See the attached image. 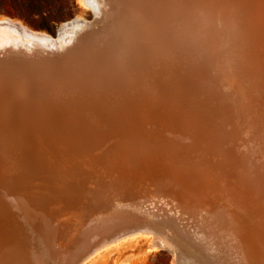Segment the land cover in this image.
I'll return each mask as SVG.
<instances>
[{"label":"rangeland","instance_id":"1","mask_svg":"<svg viewBox=\"0 0 264 264\" xmlns=\"http://www.w3.org/2000/svg\"><path fill=\"white\" fill-rule=\"evenodd\" d=\"M86 2L87 4H91L93 8H91L90 5L84 6L78 0H0V21L4 20L7 22L18 24L35 33L44 34L51 41V43L48 42V45L40 44V46L37 45V47L36 45L31 44L29 40L24 39L21 36L18 37L14 34L13 31H9L8 28H2L0 31V125L3 126V129L0 130V157H2L0 158V200L5 196V194H9L8 186H10L11 184V187L17 186L15 188H17L20 192H23V188L20 187L23 185H27L28 188H33V186L38 187L39 185L42 186L44 184H47L50 187L56 186L58 188V190H56V193L58 195L54 194V197L51 196L53 195V193L49 190L50 188L47 189L48 192H45V196H47V199L45 200L47 202L46 204L42 200H38V202H36L37 200L34 199V201L31 200L30 203L32 205H36V207L38 208L37 212L30 211L31 215L26 212H23L24 214L21 215L19 213L20 211H18L17 209H9L3 206V208L0 209V224L2 223L0 227L2 228V226L5 225L7 227V233L10 234L11 232H13V234L11 233V235H13V238L16 240V250H20L22 247L26 249L27 245L24 243L22 244V229L24 228V231L27 234L26 239L27 236L29 238L32 235V232H34L35 228H45L43 225V222H46L44 220V211L46 213H52L56 211L55 215L59 216L60 214V218H57L53 224H50L48 227H46V231L52 229L50 231L53 232V230L55 229L54 227H58L61 230L56 233V235L61 238V242L55 245V238L54 236H52V238L50 239L53 242L52 244H49V251L53 257L52 261H54L56 264L62 263V259L64 260V263L62 264H73L77 257L79 258L83 253L86 252H84L86 248L89 249L91 245L93 246L96 242L101 241L106 236L115 233V231L117 232L118 230H120L119 227L128 228V226L129 228L149 226L152 232H156L160 239L162 238L161 241H166L174 247L173 253L176 255L171 254L170 252L163 249H152V247L150 246L152 233L151 235L139 234L136 236L126 237L123 240L118 241L117 243L108 245L102 250H99V252H96L95 254L90 256L87 260L84 261L83 264H176L175 262H173L175 259L176 261L178 259V264H253V262L248 263L244 259H238L231 248H226L223 244L227 243V245H229L232 242L233 244L240 245V248L245 247L243 242L244 236L241 234H236L235 230L231 229L232 224L230 223H233L236 220H240V222L242 221L249 226H255V223H257L259 226L262 225L264 230V117L261 115L262 111H258L264 108V104L262 103L264 101H260L259 98L261 95L264 96V64L262 65V63H264V57L253 52L255 50L254 46L257 43L260 47L263 44L262 49L264 50V41H262L264 40V28L261 30V28L264 27V23H261L262 26L259 25L260 22H263L264 20V11L262 10L263 8H260V2L264 3V0H168L167 6L170 17L169 26L171 28L169 30V36L172 43V46H170L171 49H169L170 52L168 51V57L171 58L172 61L169 73H167L164 77L162 74L161 77L157 76V70L162 68L163 66L160 64L161 61L155 57V54L150 51H146L147 54L145 53V56L138 60L139 62H133L135 67H133V69L129 72L126 68L127 64L124 63L119 65L116 58L112 59L110 57V54L112 53L116 54L117 57L118 53L121 54L124 52H133L134 48L136 47L135 45H126V47L122 46L126 42L125 38L123 39L122 35H125L126 32H123L121 36L119 35L116 38V40L120 42V45L116 43L115 45L112 44L110 47L111 43L109 44V41H107L108 43L101 41L96 45V38L100 36V31H106L108 30L106 26H108L109 28V26L112 25V22L110 21H113L114 18L112 14L113 12H111L110 10L113 8L110 7L109 10V0H91L90 2L89 0H86ZM95 5L98 7L101 6V12H99V9L97 7L98 12L95 14ZM105 11L106 13H104ZM262 12L263 14H261ZM98 13H101L99 15L100 17L98 16ZM104 15H107L106 19ZM101 18L104 21L101 20ZM254 18L255 22H253ZM78 20H80L79 22L82 24H85L87 22L86 25L88 26V29L86 31L79 34L77 33L76 35L74 33V37L72 36V34L71 37H69L67 34H65L67 37L61 35L60 36L62 38L57 37V31L61 26L67 24L70 21ZM97 27H101L102 30L99 31L98 35L93 36L96 32L91 35L90 31ZM259 30H261L262 32ZM4 33H6V36H9L6 37ZM104 36L109 37L108 33H104ZM67 38H71V41H69L70 39L67 40ZM80 39L82 42L80 41ZM110 39L112 38L110 37ZM9 41L12 44H9ZM7 42L9 43L7 44ZM62 42L64 43V45H66L67 42L68 45L64 47ZM59 44H62V47ZM94 44L96 45V47H98L99 50L101 49L100 51H102V49L107 46V49L105 51H102L101 53L103 56L106 57V55H108L110 58L108 62H104V68L107 72L97 73L96 71H93V73H90L89 76H85V74L81 72V70H83L86 65L84 60L86 56L85 54L88 53L92 46H95ZM104 44L105 46H103ZM16 45L20 47H17ZM24 45L30 46L23 47ZM108 46L110 47V49ZM57 47H60V49H58ZM120 47L121 49L119 50ZM61 48H63V50L65 49L66 51H63ZM110 50L111 52H109ZM240 52H242V54ZM256 56L259 58H256ZM260 57L262 60L260 59ZM110 62H112V64ZM241 63H243L244 66ZM128 65H130V62ZM257 66L259 67L257 68ZM227 68H232V70L228 69V72L230 73H233V71L236 69V71H238L240 74L238 75L240 79L238 80V77H236V80L233 82L232 77L225 73ZM2 72H4V74H2ZM236 73H234L235 76H237L238 74ZM70 75L74 78L73 82L72 80L70 81L67 79L68 77H70ZM142 78H145L144 81L142 80ZM165 78L166 81L164 80ZM37 81H39V86L41 87V95L43 94L46 97L48 95V97L53 99L51 100V102H54H52L53 108H55L56 103H58V106H62L60 107V109L64 108V110H62L68 116H70L68 113L75 112L74 108L79 107L80 109V113L77 114L76 117H73L74 120L68 122L72 124V130L77 128L78 131L80 130L82 133L80 135L76 133L74 135H69L70 138L72 137L74 139H71V142H69L68 146L69 149H67V157L71 159L66 160L69 162L67 164L61 160V157H59V155H63V147L59 146V144L56 143L57 139H55V144L52 148L48 147L50 152H52V155L48 150L49 153L44 152L43 156L41 155L42 151L40 154L32 152V146L37 145V142L34 145V142L31 139H28V141L25 139L26 133L31 135L32 132L41 123V121L32 122L30 120V122L28 120L26 122H22L19 119V116L28 117V115H30L31 118H36V116L30 114V110L28 109L29 107L22 106V104L24 105L25 103L21 102H26L27 98L32 96V92L36 95L35 92L37 87H34L32 83L36 84L38 83ZM136 81L138 82L136 83ZM164 82H168V87L162 85ZM228 85H230L231 87ZM72 87H76L77 89L73 90ZM44 89L46 90L44 91ZM241 89L244 91V93L241 91ZM256 89L259 91V93L256 91L253 93V91ZM166 91L168 92L166 93ZM239 91L241 92V94H243L241 95L240 93H238ZM100 93L101 95H99ZM72 95L77 98L74 99ZM247 95L250 96L246 97ZM153 97L154 99H152ZM70 98H72V101H70ZM241 98H244V100H241ZM243 104L245 105L243 106ZM42 106L43 104L41 105V107ZM257 106L259 108H262L259 109ZM183 107H185L186 110ZM248 108L252 109L253 112H251L250 109L248 110ZM242 111L244 114L240 113ZM256 112H261L260 121L257 122L256 118L254 117L256 115ZM245 113L246 117L244 116L243 118L242 115H245ZM87 114L91 116L90 119L87 118L89 117ZM114 114L116 116L118 115L117 117L119 119ZM251 114L252 116H250ZM120 117H122L121 120ZM249 117L251 121L249 120ZM99 119L101 120L99 121ZM59 120H61V118H57V121ZM85 120L87 122H85ZM127 120L129 121V123ZM237 120L239 121V123L237 122ZM248 120L251 123L247 122ZM140 121L143 123H141ZM42 122L43 125L45 127L47 126L48 129L45 128L44 132H42L43 130L39 131V134H41V136L54 134L48 127L50 125H48L44 121ZM113 122L114 124H112ZM115 122L116 124L119 123L117 125L118 127L116 126ZM137 122L138 126L136 125ZM240 122L244 123H241V125ZM58 123L61 124L60 121ZM110 123L112 124V127ZM142 124L144 125L142 126ZM236 124L239 125L237 126ZM234 125L235 128H233ZM144 126L146 129L144 128ZM242 126L246 127L249 132L246 129L241 128ZM247 126H250L251 129L249 130ZM116 127L118 128V130ZM123 127H125L126 129ZM164 128L166 130H164ZM175 128L176 131H174ZM91 130L94 133L89 132ZM119 130H121L123 133ZM150 130L153 132H151ZM157 130L159 133L157 132ZM58 131L61 132V129L59 128ZM142 132H144L145 135ZM149 132L150 134H148ZM90 133L92 135L87 136ZM247 133L251 136L247 135ZM93 134H97L95 135L96 137L93 136ZM101 135H103L104 138L107 137L105 139H107L108 141H105V139L103 140V136ZM134 135H136V137ZM77 136L79 137L76 139ZM139 136L141 137V139ZM163 136H165V138H163ZM31 137L32 139H34L32 135ZM88 137L92 142H89V145L85 144V140H87ZM143 137H146V140L143 139ZM167 137L168 139H166ZM110 138L111 140H109ZM162 138L164 141L162 140ZM169 138L171 139L169 140ZM121 140H125L124 144L123 142H121ZM126 140H136V142L132 141L131 143H127ZM149 140H152L151 144H149ZM93 141L95 142L94 149L90 145L92 144L93 146ZM165 141H167V144H164ZM111 142L115 145L113 146ZM156 142H158V144ZM96 143L98 144L96 145ZM134 143L136 145H139L138 148ZM142 143L146 146L150 145V147L155 151L158 149V151H156L157 154L155 153L156 155L154 154V156H162V162H160L159 164L156 163L150 165L149 163L150 161H152L150 159V155L149 153L144 151L146 157L143 158L144 161L142 165L139 164V166H135L134 168H132L131 165L129 167H121L122 172L118 174V167L116 166L117 164H112L113 162H115L114 159L119 160L117 156L118 153H122L123 151L122 154L126 157V154H128V152H131V149L133 147L137 151L138 149L141 150V145H143ZM222 143H224L225 145ZM109 144L110 146H108ZM131 144L133 145V147ZM124 145H126L127 147ZM249 147H251V149ZM109 148L112 149L110 150ZM104 149L109 155L106 154ZM107 149H109L111 152H108ZM113 149L115 151V154L117 155H114L115 158L113 157L110 159V154L114 153ZM44 150H46V148ZM88 151L92 152L93 154L88 153ZM12 153L14 155L20 156L19 158L21 159V164L11 162V159H9V157ZM69 154L70 156H68ZM227 155L229 158L226 159ZM50 156H54V162L56 164V167H54L55 173L45 174V172L49 171L47 169V165L49 164L47 160L51 159ZM3 157L7 160H5ZM209 157L210 159L208 162L207 160ZM217 157L219 161H215ZM84 159L92 162L93 165L96 164L97 166H100L98 167V169L100 170L106 169V174L109 176L107 181L113 179L112 181H110V183H113L107 184L103 180H101L97 174L100 170L97 171L95 169H92V167H87L88 164L84 162ZM1 160L4 162H2ZM184 160L188 162V165L192 168L191 170L189 166L186 165H184V167H182L183 169L181 170L180 168H178L179 161L182 162ZM220 160H223L222 163L225 161L224 164H221ZM227 160H229L228 163H226ZM60 162H64L63 164H66L64 165V168L62 167V165L60 166ZM159 165L162 166V169L160 170L161 172L156 171L157 169H159ZM97 166L93 167L97 168ZM225 166L226 168H228L226 172L224 171L226 169ZM232 166H234V168ZM70 168L71 170L69 171ZM60 169H63V172ZM224 172L225 174H223ZM114 174L116 176L115 178H113ZM160 175L166 177V183H168L167 186L166 183H162L161 186L160 184H155L159 181H151L158 179L157 177H159ZM238 176H240V178ZM52 178L54 181L50 182ZM121 178L123 179L121 180ZM228 178L232 179L229 180ZM237 178L241 180L239 181ZM257 178H259L260 180ZM233 179L234 181H232ZM115 180L117 181V184H114L116 183ZM146 180H149L148 182L150 183L152 182V185ZM171 182L172 184H170ZM252 182H254V184H252ZM256 182L257 184H255ZM142 185H144V189L143 187H141ZM168 185H170L171 188L168 187ZM247 185L249 187L251 186L254 191L252 189H249ZM256 185L258 186V188H256ZM157 187H160V190L162 191H160ZM15 188H13V190H15ZM84 188H86V197L84 196ZM242 189L245 190L243 191ZM134 190H137L136 193ZM247 190H252V193L250 191L248 192ZM33 191V193H35V197L42 198L40 191ZM118 191L120 194L118 193ZM137 192L142 194H138ZM155 192L157 195L155 194ZM247 192L250 196H252L249 197ZM143 193L148 194L149 197H146L145 194L144 197ZM159 193H162L161 197H159ZM136 194H138V196ZM153 194L155 196H153ZM253 194L254 196L256 194V196L254 197ZM150 195H152V198ZM58 196L59 198H57ZM121 197H123L122 200L119 199ZM221 197L225 198L223 199ZM226 197L228 200L226 199ZM114 198L115 200L116 198L121 200V203H130L129 205L133 208L130 214H133V216L129 215L130 217L127 216L128 218H125L126 214L124 213L116 216V208L113 207L107 211H102L100 207L105 208V206L102 205L103 202L107 203L108 200L109 202H112V200L110 199H113L114 201ZM128 198H130V200ZM247 198H250V200H248ZM225 199L227 203H224ZM173 203L175 204V206ZM181 204L183 206H181ZM14 205L16 206L15 203ZM54 207H56L57 210L55 209L54 211H52ZM230 207H232V209ZM175 209L178 210L175 211ZM207 209L209 211L206 212ZM2 211H4L5 213H3ZM203 211L206 213H203ZM215 211L220 212L217 213ZM102 212L104 213L102 214ZM174 212H176L175 215L177 216L174 215ZM17 213L20 215H18ZM109 213H111L112 215H109ZM207 213L208 216L206 215ZM210 213L213 214L211 215ZM225 213L231 215H226ZM151 214L153 216H151ZM158 214L163 216L161 217L162 219L158 217ZM134 215H136L135 218ZM221 215L225 216L224 219ZM209 216L212 219H210ZM234 216L235 218H233ZM185 217L188 219H186ZM215 218H218V220L220 221L216 220ZM17 219L19 220L18 222ZM50 220L51 219H49V222ZM133 221L136 223H133ZM227 221L230 222L229 225H227ZM61 223L63 226L61 225ZM130 223H132L131 227ZM154 223L158 225L156 226ZM19 224L22 227L20 229L18 228L20 227ZM124 224L126 226H123ZM60 225L61 228L59 227ZM224 225H226V228L224 227ZM222 226L224 227V229L228 228V233L226 230H222ZM79 227L80 229H78ZM116 227H118L119 229ZM213 227L215 228V230H213ZM218 228L220 229V231L218 230ZM192 230L196 232L194 233L195 235L197 233L198 235L195 236ZM109 231H112L113 233L111 232L109 234ZM1 232L3 233L2 229H0V233ZM219 232L221 236L217 234ZM199 233L203 234H200L199 236ZM163 234H165V236ZM181 235L183 239H181ZM201 235H204L203 237L205 238L201 237ZM6 236L9 239V236ZM163 237H165L166 239H163ZM188 237L191 238V240L187 239ZM202 238L204 240H202ZM199 239L203 244L207 243L203 241H207L208 239L216 241V243L214 244L217 246L214 247H218V250H214L215 254H213V256H210L208 254L209 251L207 250L206 244L203 245L201 243H198ZM192 240L193 243H191ZM219 241L223 244H220ZM20 245H22L21 248ZM192 245L195 246H193V250L195 249L194 253L191 247ZM67 246L70 247L68 248ZM64 247L67 249H65ZM186 250H189V252ZM232 252L234 254H232ZM73 253L74 255H76L75 253H77V255L73 256ZM244 256H247L245 251L241 258ZM250 257L251 256H249L248 259ZM69 258L73 259L71 260ZM219 261L220 263H218Z\"/></svg>","mask_w":264,"mask_h":264},{"label":"bare ground","instance_id":"2","mask_svg":"<svg viewBox=\"0 0 264 264\" xmlns=\"http://www.w3.org/2000/svg\"><path fill=\"white\" fill-rule=\"evenodd\" d=\"M80 3H82L84 6H87V5H90L91 6V4H87V2H86V0H78ZM91 0H89V2H90ZM108 1V0H107ZM110 1V3H109V10H110V7L111 8H113V9H111L110 11L111 12H113L112 14H113V21H110V22H112V25L111 26H109V28H108V26H106L107 27V29L109 30L110 29V27H111V31L109 30H102V28L101 27H97V28H95V29H92L91 31H90V34L92 35V34H94L95 32V34L93 35V36H95V35H98V33H99V31L100 30H102V31H100L101 32V34H100V36L98 37V38H96V39H94V40H96V45L97 44H99L101 41H104V42H106V43H108L107 41H109V44H110V47H111V45L112 44H116V43H120V42H118V40H116V38L120 35H122L123 34V32H126L125 33V35H122L123 36V39L125 38V43L122 45L123 47L125 46L126 47V45H135L136 47L134 48V50H133V52L132 53H128V52H124V53H121V54H117L118 56L116 57V54H114V53H112V54H110V57L112 58V59H117L118 60V63H119V65L120 64H127L126 65V68H127V71L129 72L130 70H132L133 69V67H135L134 66V64H133V62H139L138 60H140L141 58H143L144 56H145V53H146V51H150V52H152L153 54H155V57L158 59V60H160L161 62H160V64L163 66L162 68H160V69H158L157 70V73H158V77H161V74L163 75V77L167 74V73H169V69H170V66H171V58H169L168 57V51H169V49H171L170 48V46H172L171 44V38H170V36H169V30L171 29L170 28V26H169V11H168V6H167V3H168V0H109ZM234 2V1H233ZM96 3V2H95ZM201 3V2H200ZM263 3V2H262ZM262 3L260 2V4H261V6H260V8L264 11V3H263V5H262ZM93 4V3H92ZM106 4V3H105ZM107 4H108V2H107ZM97 5V4H96ZM95 5V6H96ZM114 7H113V6ZM182 5V4H181ZM107 6V5H106ZM97 7L98 6H96L95 8H96V10H95V14L98 12L97 11ZM101 7V6H100ZM100 7H98V9H99V12H101L100 11ZM180 7V6H179ZM91 8H93L92 6H91ZM245 8V7H244ZM259 8V9H260ZM180 9V8H179ZM239 9H240V7H239ZM183 10V9H182ZM104 11V10H103ZM104 13H106V11L104 12ZM234 13V12H233ZM101 13H98V16L100 15ZM108 14V13H107ZM184 14V13H183ZM189 14V13H188ZM237 14V13H236ZM261 14H263V12L261 13ZM185 15V14H184ZM105 16V19H106V16L107 15H104ZM100 17V16H99ZM190 17H191V15H190ZM262 17V16H261ZM253 18V17H252ZM263 18V17H262ZM185 19V18H184ZM188 19V18H187ZM101 20H103L102 18H101ZM171 20H172V17H171ZM261 20V19H260ZM80 20H78V21H70V22H68L67 24H65V25H63V26H61L60 28H59V30L57 31V37H61V36H66L65 34H67L69 37H71V34H72V36L74 37V33H75V35L78 33H82V32H84V31H86L87 29H88V26L86 25V23L85 24H82V23H80L79 22ZM104 21V20H103ZM102 21V22H103ZM237 21V20H236ZM258 21V20H257ZM253 22H255V18H254V20H253ZM259 23V22H258ZM264 23V20H263V22L261 21L260 22V24L259 25H261L262 26V24ZM170 24H172V23H170ZM89 25V24H88ZM97 25V24H96ZM236 25V24H235ZM90 27V26H89ZM2 28H8L9 29V31H13L14 32V34L15 35H17L18 37H22V38H24V39H27V40H29V42L31 43V44H33V45H38V46H40V44H42V45H48L49 43L48 42H50L51 43V41L49 40V38L47 37V36H45L44 34H41V33H35V32H33V31H30V30H28L27 28H25V27H23V26H20V25H18V24H14V23H11V22H7V21H0V31H1V29ZM91 28V27H90ZM259 28V27H258ZM257 28V29H258ZM264 27H262L261 28V30L263 29ZM126 29V30H125ZM260 29V28H259ZM261 30H259V31H261ZM232 31V30H231ZM12 32V33H13ZM262 32V31H261ZM104 33L106 34V33H108V35H109V37L107 36H104ZM258 33V32H257ZM90 34H88V35H90ZM102 34H103V36H102ZM255 34V33H254ZM4 35L6 36V33H4ZM61 35V36H60ZM84 35V34H83ZM130 35V36H129ZM262 35H263V33H262ZM0 36H1V33H0ZM4 36V37H5ZM7 36H9V35H7ZM6 36V37H7ZM14 36V35H13ZM67 37V36H66ZM72 37V38H73ZM110 37L112 38V39H110ZM258 37V36H257ZM263 37V36H262ZM3 38V37H2ZM62 38V37H61ZM86 38H87V36H86ZM255 38H256V36H255ZM264 38V37H263ZM4 39V38H3ZM10 39V38H9ZM68 39H70L69 41H71V38H67V40ZM93 39V38H92ZM8 41V40H7ZM24 41V40H23ZM65 41V40H64ZM80 41H81V39H80ZM87 41V40H86ZM257 41V40H256ZM262 41H264V40H262ZM2 42H4V41H2ZM6 42V41H5ZM10 42V41H9ZM9 42H7V44L9 43ZM16 42V41H15ZM82 42V41H81ZM124 42V41H123ZM236 42H238V41H236ZM47 43V44H46ZM59 43H61V42H59ZM63 43V42H62ZM70 43V42H69ZM93 43V42H92ZM122 43V42H121ZM225 43V42H224ZM5 44V43H4ZM9 44H12L11 42L9 43ZM87 44V43H86ZM85 44V45H86ZM33 45H32V47H33ZM53 45V44H52ZM60 45V44H59ZM59 45H57V46H59ZM66 45H68L67 44V42H66ZM66 45H64V43H63V46L65 47ZM76 45H77V43H76ZM95 45V44H94ZM96 45L95 46H92L91 48H90V50L88 51V53H84L86 56H85V63H86V65H85V67H84V69L83 70H81V72L83 73V74H85V76L86 75H88L89 76V74L90 73H93V71H96L97 73H99V72H107L106 71V69L104 68V62H108L109 60H110V58H109V56L108 55H106V57L105 56H103L101 53H102V51H105L106 49H107V46H105V44L103 45V46H105L103 49H102V51H100L99 49H98V47H96ZM108 45V44H107ZM120 45V44H119ZM222 45V44H221ZM263 45V44H262ZM262 45H261V47L259 46V44L257 43V44H255V50L253 51L255 54H259V55H262L263 57H264V50L262 49L263 47H262ZM5 46V45H4ZM17 46V45H16ZM28 45H24L23 47H27ZM30 46V45H29ZM28 46V47H29ZM37 46V47H38ZM61 47H62V44L60 45ZM71 46V45H70ZM251 46V45H250ZM10 47V46H9ZM17 47H20V46H17ZM35 47V46H34ZM109 47V46H108ZM110 47H109V49H110ZM113 47V46H112ZM22 48V47H21ZM48 48V47H47ZM56 48V47H55ZM58 48V47H57ZM80 48V47H79ZM58 49H60V47L58 48ZM62 50H63V48H61ZM69 49V48H68ZM121 49V47L119 48V50ZM127 49V48H126ZM238 49V48H237ZM27 50V49H26ZM33 50V49H32ZM65 50V49H64ZM63 50V51H64ZM84 50V49H83ZM66 51V50H65ZM73 51V50H72ZM80 51V50H79ZM108 51V50H107ZM173 51V50H172ZM109 52H111V50L109 51ZM170 52V51H169ZM210 52V51H209ZM48 53V52H47ZM61 53H62V51H61ZM116 53V52H115ZM238 53V52H237ZM241 54H242V52H240ZM3 54V53H2ZM105 54V53H104ZM147 54V53H146ZM209 54V53H208ZM38 55V54H37ZM60 55V54H59ZM63 55V54H62ZM254 55V54H253ZM71 56V55H70ZM170 56H172V55H170ZM226 56V55H225ZM258 56V55H257ZM256 56V58H259V57H257ZM252 57V56H251ZM62 58V57H61ZM60 58V59H61ZM225 58V57H224ZM52 59V58H51ZM50 59V60H51ZM56 59V58H55ZM54 59V60H55ZM59 59V60H60ZM245 59V58H244ZM260 59H261V57H260ZM264 59V58H263ZM246 60V59H245ZM262 60V59H261ZM78 61V60H77ZM127 61H129L130 62V65H128L129 64V62H127ZM237 61V60H236ZM264 61V60H263ZM56 62V61H55ZM54 62V63H55ZM80 62V61H79ZM226 62V61H225ZM241 62V61H240ZM247 62V61H246ZM256 62V61H255ZM53 63V64H54ZM81 63V62H80ZM111 64H112V62H110ZM229 63V62H228ZM258 63V62H257ZM226 64V63H225ZM241 64H243V63H241ZM246 64V63H245ZM264 63H262V65H263ZM161 65H160V67H161ZM52 66H54V65H52ZM55 66H56V64H55ZM76 66V65H75ZM125 66V65H124ZM235 66H237V65H235ZM239 66H240V64H239ZM243 66H244V64H243ZM264 66V65H263ZM120 67V66H119ZM259 66H257V68H258ZM56 68H58V67H56ZM55 68V69H56ZM72 68V67H71ZM226 68V67H225ZM239 68V67H238ZM52 69V68H51ZM60 69V68H59ZM232 70V68L230 69V68H227L226 69V74H228L230 77H232V79H233V82L236 80V77H238V75H240L239 74V72L238 71H236V69L234 70V68H233V70L234 71H236V72H234L233 71V73L231 72H228L229 70ZM242 69V68H241ZM243 70V69H242ZM58 71V70H57ZM225 71V70H224ZM245 71V70H244ZM17 72V71H16ZM65 72V71H64ZM19 73V72H18ZM17 73V74H18ZM61 73H63V72H61ZM66 73V72H65ZM73 73V72H72ZM75 73V72H74ZM110 73V72H109ZM234 73H236L237 74V76H235V74ZM241 73V72H240ZM2 74H4V72H2ZM120 74H122V73H120ZM263 74V73H262ZM69 75V74H68ZM196 75V74H195ZM214 75V74H213ZM257 75H259V74H257ZM3 76V75H2ZM104 76H105V74H104ZM148 76V75H147ZM183 76V75H182ZM77 77V76H76ZM157 77V78H158ZM204 77V76H203ZM39 78V77H38ZM93 78V77H92ZM152 78V77H151ZM68 80H72V82H73V77L70 75V77H68L67 78ZM144 79L145 78H142V80L144 81ZM191 79V78H190ZM201 79V78H200ZM240 78L238 77V80H239ZM67 80V81H68ZM101 80V79H100ZM108 80V79H107ZM160 80V79H159ZM165 81H166V78L164 79ZM210 80V79H209ZM209 80H208V82H209ZM237 80V81H238ZM115 81V80H114ZM158 81V80H157ZM196 81V80H195ZM236 81V82H237ZM38 83H36V84H34V83H32L33 85H34V87H37V88H39V89H37L36 88V95L32 92V96L31 97H29V98H27V100H26V102H21V103H25L24 105L22 104V106H26V107H29L28 109L30 110V114H32V115H34V116H36V118H31V116L30 115H28V117H25V116H19V119H20V121H22V122H26L27 120L29 121H34V122H40L41 121V123H40V125H38V127H39V130H38V127L32 132V136L34 137V139H32V137H31V135L30 134H28V133H26V135H25V139L28 141V139H31L33 142H34V145L36 144V142H37V145H35V146H32V152L33 153H36V154H40L41 153V151H42V156H43V153L44 152H48V147H50V148H52L53 147V145L55 144V139H57V141H56V143L57 144H59V146H61V147H63L62 148V150H63V155L61 156V155H59V157H61L62 159V161H64L66 164L67 163H69L68 161H66V160H71V159H69L68 157H67V154L66 153H68V151H67V149H69V142H71V139H74V138H70V136L69 135H74L75 133L76 134H81L82 132L79 130L78 131V129L76 130V129H74V130H72L71 129V126H72V124H70V123H68L69 121H71V120H74V118L73 117H76V115L77 114H79L80 113V109H79V107H76V108H74L75 109V112H70V113H68L70 116H68L65 112H63V110H64V108H62V109H60V107H62V106H58L57 104L58 103H56V106H55V108H53V104H52V102H51V100H53L52 98H50V97H48V95H47V97L45 96V95H41V87L39 86V81H37ZM138 81H136V83H137ZM156 82V81H155ZM154 82V83H155ZM162 82H163V79H162ZM232 82V83H233ZM239 82V81H238ZM237 82V83H238ZM232 83H231V85H232ZM241 83V82H240ZM157 84V83H156ZM230 84V83H229ZM235 84V83H234ZM262 84V83H261ZM113 85V84H112ZM162 85H164L165 87H168V82H164ZM242 85V84H241ZM80 86V85H79ZM108 86V85H107ZM228 86H230V85H228ZM234 86V85H233ZM256 86V85H255ZM254 86V87H255ZM44 87V86H43ZM83 87V86H82ZM97 87H99V86H97ZM173 87V86H172ZM202 87V86H201ZM231 87V86H230ZM248 87V86H247ZM253 87V88H254ZM73 88V90H75V89H77L76 87H72ZM94 88V87H93ZM224 88V87H223ZM233 88H235V87H233ZM245 88V87H244ZM97 89V88H96ZM113 89V88H112ZM146 89H147V87H146ZM230 89V88H229ZM232 89V88H231ZM246 89V88H245ZM244 89V90H245ZM258 89V88H257ZM254 90L253 91V93L256 91V92H258L259 93V91L258 90ZM33 90V89H32ZM46 89H44V91H45ZM82 90V89H81ZM168 90V89H167ZM237 90V89H236ZM252 90V89H251ZM34 91V90H33ZM89 91V90H88ZM170 91V90H169ZM227 91V90H226ZM238 91V90H237ZM241 91L244 93V91L241 89ZM250 91V90H249ZM37 92H38V94H37ZM80 92V91H79ZM140 92H142V91H140ZM159 92V91H158ZM168 91H166V93H167ZM229 92V91H228ZM102 93V92H101ZM101 93L99 94V95H101ZM180 93V92H179ZM220 93V92H219ZM238 93H240L241 94V92L239 91ZM242 93V94H243ZM63 94V93H62ZM98 94V93H97ZM149 94V93H148ZM241 94V95H242ZM247 94V93H246ZM262 94V93H261ZM38 95H39V97H38ZM159 95V94H158ZM236 95V94H235ZM210 96H211V94H210ZM214 96V95H213ZM250 96V95H249ZM248 95L246 96V97H249ZM258 96H260V95H258ZM58 97H59V95H58ZM72 97L74 98V99H76L77 97H74L73 95H72ZM144 97V96H143ZM147 97V96H146ZM159 97V96H158ZM234 97H236V96H234ZM255 97V96H254ZM80 98V97H79ZM216 98V97H215ZM253 98V97H252ZM260 101L262 100V101H264V96L263 95H261L260 97ZM62 99V98H61ZM111 99H112V97H111ZM152 99H154V97L152 98ZM164 99V98H163ZM167 99H168V97H167ZM211 99V98H210ZM225 99V98H224ZM237 99V98H236ZM244 100V98H241V100ZM81 100V99H80ZM105 100H106V98H105ZM116 100V99H115ZM158 100V99H157ZM246 100V99H245ZM70 101H72V98H70ZM259 101V100H258ZM63 102V101H62ZM153 102V101H152ZM151 102V103H152ZM169 102V101H168ZM223 102V101H222ZM244 102H246V101H244ZM21 103H20V105H21ZM54 103V102H53ZM100 103V102H99ZM161 103V102H160ZM166 103V102H165ZM173 103V102H172ZM178 103V102H177ZM221 103V102H220ZM251 103V102H250ZM252 103H254V102H252ZM263 104H264V102H262ZM43 104V106L41 107V105ZM52 104V105H51ZM163 104V103H162ZM184 104V103H183ZM188 104V103H187ZM59 105H63V104H59ZM68 105V104H67ZM179 105H180V103H179ZM186 105V104H185ZM238 105H240V104H238ZM245 104H243V106H244ZM149 106V105H148ZM165 106V105H164ZM184 106V105H183ZM251 106H252V104H251ZM153 107V106H152ZM159 107V106H158ZM174 107V106H173ZM176 107V106H175ZM181 107V106H180ZM247 107V106H246ZM245 107V108H246ZM256 107V106H255ZM258 107V106H257ZM72 108V107H71ZM154 108V107H153ZM184 109H185V107H183ZM187 108H189V107H187ZM192 108V107H191ZM238 108V107H237ZM241 108H242V106H241ZM259 108V107H258ZM262 108V107H261ZM261 108H259V109H261ZM170 109V108H169ZM181 109V108H180ZM250 108H248V110H249ZM82 110H83V108H82ZM183 110V109H182ZM186 110V109H185ZM192 110V109H191ZM247 110V109H246ZM251 110V112H253L252 111V109H250ZM244 111V110H243ZM243 111L242 112H240V113H242V114H244L243 113ZM258 111H262V114H261V112L260 113H258V112H256V115L254 116L255 118H256V122L257 121H260V116L262 115L263 117H264V108L263 109H261V110H258ZM111 112V111H110ZM245 112V111H244ZM113 113H115V112H113ZM120 113V112H119ZM184 113V112H183ZM200 113V112H199ZM29 114V113H28ZM127 114V113H126ZM143 114V113H142ZM145 114V113H144ZM192 114H194V113H192ZM201 114V113H200ZM247 114H249V113H247ZM261 114V115H260ZM81 115V114H80ZM84 115V114H83ZM88 115V114H87ZM97 115H99V114H97ZM101 115V114H100ZM115 115V114H114ZM125 115V114H124ZM128 115V114H127ZM187 115V114H186ZM185 115V116H186ZM226 115H227V113H226ZM89 116V115H88ZM116 116V115H115ZM118 116V115H117ZM116 116V117H117ZM130 116V115H129ZM191 116V115H190ZM189 116V117H190ZM244 116L246 117V113H245V115H242V117L244 118ZM249 116V115H248ZM250 116H252V114L250 115ZM38 117V118H37ZM90 117L91 116H89V117H87V118H89L90 119ZM100 117V116H99ZM98 117V118H99ZM126 117V116H125ZM131 117V116H130ZM187 117V116H186ZM57 118H61V120H59L60 121V123L61 124H59L58 122L59 121H57ZM67 118V119H66ZM94 118V117H93ZM109 118V117H108ZM111 118V117H110ZM114 118V117H113ZM118 118V117H117ZM121 118L122 117H120V120H121ZM135 118H137V117H135ZM160 118V117H159ZM227 118V117H226ZM240 118V117H239ZM63 119V120H62ZM92 119V118H91ZM119 119V118H118ZM126 119V118H125ZM140 119V118H139ZM152 119V118H151ZM154 119V118H153ZM65 120V121H64ZM77 120V119H76ZM94 120V119H93ZM101 119H99V121H100ZM103 120H104V118H103ZM109 120V119H108ZM131 120V119H130ZM134 120V119H133ZM158 120V119H157ZM239 120V119H238ZM237 120V122L239 123V121ZM245 120V119H244ZM247 120V119H246ZM249 120H250V117H249ZM249 120L247 121V122H249ZM29 121V122H30ZM42 121H44V122H46L48 125H50V126H48L51 130H52V132L54 133V134H51V135H48V136H41V134H39V131H42V132H44L45 131V128H47V126L45 127L44 125H43V122ZM82 121V120H81ZM107 121V120H106ZM128 121V120H127ZM137 121V120H136ZM159 121V120H158ZM157 121V122H158ZM167 121V120H166ZM186 121V120H185ZM192 121H195V120H192ZM192 121H189V122H192ZM240 121H241V119H240ZM251 121V120H250ZM65 122H67V123H65ZM78 122V121H77ZM76 122V123H77ZM85 122H87L86 120H85ZM122 122V121H121ZM120 122V123H121ZM124 122V121H123ZM141 122V121H140ZM169 122V121H168ZM246 122V123H247ZM92 123V122H91ZM102 123H103V121H102ZM128 123H129V121H128ZM132 123V122H131ZM141 123H143V122H141ZM140 123V124H141ZM150 123V122H149ZM194 123V122H193ZM241 123H244V122H240V124ZM249 123H251V122H249ZM42 124V125H41ZM82 124V123H81ZM112 124H114V122L112 123ZM112 124L110 123V125H111V127H112ZM115 124H116V122H115ZM119 124V123H118ZM118 124H116V126L118 125ZM145 124V123H144ZM144 124H142V126L144 125ZM180 124V123H179ZM182 124V123H181ZM192 124V123H191ZM191 124H190V126H191ZM195 124V123H194ZM264 124V123H263ZM78 125H80V124H78ZM98 125V124H97ZM121 125V124H120ZM132 125V124H131ZM130 125V126H131ZM136 125L138 126V122L136 123ZM147 125H148V123H147ZM182 125H184V124H182ZM193 125V124H192ZM237 125V124H236ZM239 125V124H238ZM237 125V126H238ZM242 125V124H241ZM250 125V124H249ZM61 129V132H59L58 131V127ZM104 126V125H103ZM123 126V125H122ZM121 126V127H122ZM136 126V127H137ZM173 126V125H172ZM176 126V125H175ZM185 126V125H184ZM216 126V125H215ZM244 126V125H243ZM241 127V128H243V129H246V127ZM73 127V126H72ZM118 127V126H117ZM116 127V128H117ZM128 127V126H127ZM135 127V128H136ZM141 127V126H140ZM147 127V126H146ZM150 127V126H149ZM194 127V126H193ZM253 127V126H252ZM82 128V127H81ZM94 128V127H93ZM97 128V127H96ZM99 128V127H98ZM114 128V127H113ZM112 128V129H113ZM120 128V127H119ZM123 128H125V127H123ZM122 128V129H123ZM134 128V129H135ZM139 128V127H138ZM144 128H145V126H144ZM143 128V129H144ZM148 128V127H147ZM233 128H235V125H234V127ZM240 128V129H241ZM247 128L250 130L251 128H250V126H247ZM1 129H3V126L2 125H0V130ZM48 129V128H47ZM69 129V130H68ZM83 129V128H82ZM95 129V128H94ZM121 129V130H122ZM126 129V128H125ZM128 129V128H127ZM130 129V128H129ZM146 129V128H145ZM149 129V128H148ZM157 129H158V127H157ZM160 129V128H159ZM172 129V128H171ZM219 129V128H218ZM93 130V129H92ZM89 131V132H92V133H94L93 131ZM100 130V129H99ZM107 130H108V128H107ZM117 130H118V128H117ZM121 130H119V131H121ZM140 130V129H139ZM153 130V129H152ZM164 130H166L165 128H164ZM174 130V129H173ZM236 130V129H235ZM247 130V129H246ZM4 131V130H3ZM105 131V130H104ZM123 131V130H122ZM121 131V132H122ZM141 131H144V130H141ZM140 131V132H141ZM151 131V130H150ZM172 131V130H171ZM174 131H176V128H175V130ZM248 131V130H247ZM51 132V133H52ZM95 132H98V131H95ZM103 132V131H102ZM130 132V131H129ZM137 132H138V129H137ZM151 132H153V131H151ZM155 132V131H154ZM157 132H158V130H157ZM167 132V131H166ZM173 132V131H172ZM199 132H200V130H199ZM243 132H244V130H243ZM249 132V131H248ZM107 133V132H106ZM110 133V132H109ZM108 133V134H109ZM116 133H117V131H116ZM123 133V132H122ZM143 134H144V132H142ZM159 133V132H158ZM176 133V132H175ZM15 134V133H14ZM13 134V135H14ZM100 134V133H99ZM103 134H105V133H103ZM114 134V133H113ZM126 134H127V132H126ZM148 134H150V132L148 133ZM180 134V133H179ZM29 135V136H28ZM84 135V134H83ZM90 135H92L91 133L89 134V135H87V136H90ZM95 135H97V134H95ZM94 134H93V136H95ZM145 135V134H144ZM169 135V134H168ZM171 135V134H170ZM178 135V134H177ZM241 135H242V133H241ZM247 135H250V134H248L247 133ZM247 135H245V136H247ZM100 136V135H99ZM98 136V137H99ZM101 136H103V135H101ZM111 136V135H110ZM121 136V135H120ZM135 137H136V135H134ZM138 136V135H137ZM142 136V135H141ZM148 136V135H147ZM150 136V135H149ZM155 136H157V135H155ZM160 136H162V135H160ZM174 136V135H173ZM251 136V135H250ZM79 136H77L76 137V139L78 138ZM81 137V136H80ZM96 137V136H95ZM122 137V136H121ZM126 137V136H125ZM124 137V138H125ZM127 137H128V135H127ZM140 137V136H139ZM170 137V136H169ZM68 138V139H67ZM69 138H70V140H69ZM83 138V137H82ZM105 138H107V137H105ZM104 138V136H103V140L105 139ZM112 138V137H111ZM111 138L109 139V140H111ZM123 138V139H124ZM146 138V137H145ZM144 137H143V139H145ZM149 138V137H148ZM152 138V137H151ZM158 138V137H157ZM157 138H155V139H157ZM163 138H165V136H163ZM163 138H162V140H163ZM171 138H173V137H171ZM171 138H169V140L171 139ZM221 138V137H220ZM243 138V137H242ZM247 138V137H246ZM75 139V140H76ZM98 139V138H97ZM118 139H120V138H118ZM127 139V138H126ZM130 139H131V137H130ZM134 139V138H133ZM140 139H141V137H140ZM160 139V138H159ZM166 139H168V137L166 138ZM249 139V138H248ZM91 139L88 137L87 138V140H85V144H88L89 142L90 143H92L91 141H90ZM146 140V139H145ZM172 140H174V139H172ZM171 140V141H172ZM81 141H82V139H81ZM105 141H108L107 139H105ZM114 141V140H113ZM112 141V142H113ZM127 141V140H126ZM132 141H135L136 142V140H132ZM132 141H127V143H131ZM152 141V140H151ZM150 140L148 141L149 142V144H151L152 142H151ZM164 141V140H163ZM171 141H170V143H171ZM264 141V140H263ZM111 142V143H112ZM119 142H120V140H119ZM121 142H123V144H124V142H125V140L124 141H122L121 140ZM138 142V141H137ZM173 142V141H172ZM197 142V141H196ZM157 144H158V142H156ZM163 143V142H162ZM167 144V141H165L164 142V144ZM83 144H84V142H83ZM95 142L93 141V146H92V144H90L91 145V147H93V149H94V147H95ZM98 143H96V145H97ZM108 144V143H107ZM123 144H122V146H123ZM133 144V143H132ZM131 144V145H132ZM135 144V143H134ZM143 144V143H142ZM148 144V143H147ZM197 144V143H196ZM199 144V143H198ZM222 144H224V143H222ZM71 145V144H70ZM89 145V144H88ZM102 145V144H101ZM112 145L114 146L115 144L114 143H112ZM120 145V144H119ZM130 145V144H129ZM136 145V144H135ZM134 145V146H135ZM219 145H220V143H219ZM225 145V144H224ZM24 146V145H23ZM87 146V145H86ZM108 146H110V144L108 145ZM107 146V147H108ZM124 146H126V145H124ZM137 146V148H138V146L139 145H136ZM164 146V145H163ZM167 146V145H166ZM165 146V147H166ZM222 146V145H221ZM251 146V145H250ZM68 147V148H67ZM88 147V146H87ZM101 147V146H100ZM103 147V146H102ZM127 147V146H126ZM132 147H133V145H132ZM141 150L140 149H138V151L137 150H135V148L133 147L132 149H131V152H128V154H126V157L125 156H123V151H122V153H118V155L117 154H115V151H114V149H113V154L111 155L110 154V159L111 158H113L114 157V155H117L118 156V158H119V160H117V159H114V161L115 162H113L112 164L113 165H116L118 168H117V173L119 174V173H121L122 172V168L121 167H129L130 165H131V167L132 168H134L135 166H139V164H141L142 165V163H143V158L144 157H146V155H145V152L144 151H146L147 153H149V155H150V159L152 160V161H150V165H152V164H156V163H160V162H162L161 160H162V156H154V154L156 153V151H158V149L155 151L154 149H152L151 147H150V145L148 146H146L145 144H143V145H141ZM158 147V146H157ZM174 147V146H173ZM199 147V146H198ZM46 148V150H44ZM65 148V149H64ZM114 148V147H113ZM123 148H125V147H123ZM250 149H251V147H249ZM110 150L112 149V148H109ZM109 149H107V151L108 152H111ZM122 149V148H121ZM150 149H152V150H150ZM224 149V148H223ZM126 150H127V148H126ZM148 150V151H147ZM165 150V149H164ZM167 150H168V148H167ZM171 150V149H170ZM237 150V149H236ZM92 151V150H91ZM104 151H105V149H104ZM119 151H121V150H119ZM135 151H137V152H135ZM49 152H50V150H49ZM48 152V153H49ZM93 152V151H92ZM92 152H89L88 151V153H92ZM106 152V151H105ZM167 152V151H166ZM165 152V153H166ZM176 152H177V150H176ZM51 153V155H52V152H50ZM104 153V152H103ZM4 154V153H3ZM93 154V153H92ZM106 154H108L107 152H106ZM157 154V153H156ZM155 154V155H156ZM173 154V153H172ZM203 154V153H202ZM205 154V153H204ZM225 154H228V153H225ZM1 155V154H0ZM50 155V154H49ZM109 155V154H108ZM148 155V156H149ZM55 156V155H54ZM54 156H50L51 157V159H48L47 161H48V170L49 171H47V172H45V174H53V173H55V168L54 167H56V164H55V162H54ZM58 156V155H57ZM68 156H70V154L68 155ZM88 156V155H87ZM93 156V155H92ZM97 156H99V155H97ZM96 156V157H97ZM137 156V157H136ZM201 156V155H200ZM200 156H198V157H200ZM226 156V155H225ZM234 156V155H233ZM20 156L19 155H14L13 153L10 155V157H9V159H11V162L12 163H20L21 162V159L19 158ZM94 157V156H93ZM95 157V158H96ZM107 157H109V156H107ZM140 157V158H139ZM206 157V156H205ZM232 157V156H231ZM0 158H2V157H0ZM4 158V157H3ZM115 158V157H114ZM139 158V159H138ZM224 158V157H223ZM222 158V159H223ZM227 158H229L228 157V155H227V157H226V159ZM234 158V157H233ZM245 158H247V157H245ZM244 158V159H245ZM5 159V158H4ZM100 159V158H99ZM146 159V158H145ZM209 159H210V157L208 158V162H209ZM232 159V158H231ZM5 160H7V159H5ZM101 160V159H100ZM149 160V159H148ZM200 160V159H199ZM218 160V157H217V159H215V161H217ZM225 160V159H224ZM2 161V160H1ZM167 161V160H166ZM214 161V160H213ZM219 161V160H218ZM221 161V164H224V162L222 163V161L223 160H220ZM228 161L229 160H227V162L226 163H228ZM233 161V160H232ZM239 161V160H238ZM2 162H4V161H2ZM63 162V163H64ZM84 162L85 163H87L88 164V166L87 167H92V169H95V170H97V171H99L100 169H98V167H100V166H97L96 164H92V162H89V161H87L86 159H84ZM201 162H202V160H201ZM204 162V161H203ZM63 163H61L60 162V166L62 165V167L64 168L65 166L64 165H66V164H63ZM106 163V162H105ZM215 163V162H214ZM230 163V162H229ZM21 164V163H20ZM111 164V165H112ZM157 164V165H158ZM211 164V163H210ZM184 165H186V166H189L188 165V162L186 161V160H184V161H179V163H178V168H180V170L181 169H183L182 167H184ZM232 165V164H231ZM49 166H51V167H49ZM67 166H69V165H67ZM71 166V165H70ZM93 166H97V168H95V167H93ZM106 166V165H105ZM154 166V165H153ZM226 166H227V164H226ZM226 166H225V168H226ZM229 167V166H228ZM231 167V166H230ZM233 168H234V166H232ZM61 168V167H60ZM159 169H157L156 171H159V172H161L160 170L162 169V166L161 165H159V167H158ZM178 168H176V169H178ZM189 168H190V170L192 169L190 166H189ZM224 168V169H225ZM109 169V168H108ZM154 169V168H153ZM176 169H175V171H176ZM227 169L228 168H226L224 171L226 172L227 171ZM230 169V168H229ZM62 172H63V169H60ZM68 170V169H67ZM71 170V168L69 169V171ZM140 170V169H139ZM104 171V172H103ZM116 171V170H115ZM229 171V170H228ZM232 171V170H231ZM230 171V172H231ZM68 172V171H67ZM75 172V171H74ZM114 172V171H113ZM225 172L223 173V174H225ZM107 173V171H106V169H104V170H100L97 174H98V177L101 179V180H103L105 183H109V184H111V183H113V182H111L110 183V181H112V180H109V181H107L108 180V178H109V176L106 174ZM62 174H64V173H62ZM228 174V173H227ZM67 175V174H66ZM70 175V174H69ZM117 175V174H116ZM128 175V174H127ZM220 175V174H219ZM229 175H230V173H229ZM243 175V174H242ZM40 176H41V174H40ZM113 176V175H112ZM112 176H110V177H112ZM118 176V175H117ZM126 176V175H125ZM221 176V175H220ZM237 176V175H236ZM116 176H115V174H114V177L113 178H115ZM145 177V176H144ZM229 177V176H228ZM239 178H240V176H238ZM158 179H156V180H151V181H153V182H155V181H159V182H157V183H155V184H162V183H166L167 181H166V177H163L162 175H160L159 177H157ZM227 178V177H226ZM233 178V177H232ZM232 178H230V179H232ZM123 178H121V180H122ZM229 179V178H228ZM229 179V180H230ZM238 179V178H237ZM257 179H259V178H257ZM63 180H65V179H63ZM117 180V179H116ZM115 180V181H116ZM239 180V179H238ZM241 180V179H240ZM239 180V181H240ZM246 180V179H245ZM260 180V179H259ZM54 180H53V178H52V180L50 181V182H53ZM132 181V180H131ZM147 181V180H146ZM149 181V180H148ZM147 181V182H148ZM232 181H234V179L232 180ZM231 181V182H232ZM248 181V180H247ZM135 182H137V181H135ZM238 182V181H237ZM242 182V181H241ZM245 182V181H244ZM251 182V181H250ZM261 182H262V180H261ZM260 182V183H261ZM124 183V182H123ZM145 183V182H144ZM148 183H150V182H148ZM152 183V182H151ZM150 183V184H151ZM234 183V182H233ZM243 183V182H242ZM260 183H258V184H260ZM114 184H117V181H116V183H114ZM126 184V183H125ZM138 184V183H137ZM142 184H143V181H142ZM154 184V183H153ZM167 184L168 183H166V186H167ZM170 184H172V182L170 183ZM252 184H254V182H252ZM255 184H257V182L255 183ZM262 184H263V182H262ZM12 185V184H11ZM11 185L10 186H8V191H9V194H5V196L0 200V209H2L3 208V206H5V208H9V209H17L18 211H20L19 213L22 215V214H24L23 212H26V213H29L30 215H31V212L30 211H33V212H37V207H36V205H32L31 203H30V201L31 200H37L36 202H38V200H42V201H44V203L46 204L47 202L45 201L47 198V196H45V192H48L47 191V189H49L50 191H52V193H53V195H51L52 197H54V194H56V195H58L57 193H56V190H58V188L56 187V186H53V187H50V186H48L47 184H44V185H39L38 187H35V186H33V188H28V186L27 185H23V186H20L21 188H23V192H20L17 188H15V187H17V186H15V187H11ZM15 185V184H14ZM20 185V184H19ZM113 185V184H112ZM152 185V184H151ZM165 185V184H164ZM229 185H230V183H229ZM144 185H142L141 187H143ZM154 186V185H153ZM162 186V185H161ZM176 186H179V185H176ZM175 186V187H176ZM244 186V185H243ZM253 186V185H252ZM257 186V185H256ZM116 187V186H115ZM115 187H114V189H115ZM150 187V186H149ZM168 187H170L171 188V186L170 185H168ZM220 187V186H219ZM241 187H242V185H241ZM241 187H240V189H241ZM247 187H249L248 185H247ZM246 187V188H247ZM251 187V186H250ZM249 187V189H252L253 191H254V189L251 187L250 188ZM255 187V186H254ZM13 188H15V190H13ZM108 188V187H107ZM126 188V187H125ZM158 188V187H157ZM174 188V187H173ZM244 188V187H243ZM245 188V189H246ZM256 188H258V186L256 187ZM20 189V188H19ZM85 189L86 188H84V196L86 197L87 195H85ZM139 189V188H138ZM143 189H144V187H143ZM152 189V188H151ZM159 190L161 189L160 187L158 188ZM157 189V190H158ZM163 189V188H162ZM168 189V188H167ZM244 189V190H245ZM13 190V191H12ZM33 190H35V191H40L41 192V197L42 198H37V197H35V193H33L34 191ZM111 190V189H110ZM154 190V189H153ZM171 190V189H170ZM243 190V189H242ZM243 190V191H244ZM252 190L250 191V190H247L248 192L250 191L251 193H252ZM11 191V192H10ZM74 191V190H73ZM104 191V190H103ZM106 191V190H105ZM109 191V190H108ZM131 191V190H130ZM135 191V193H136V191L137 190H134ZM160 191H162V190H160ZM165 191V190H164ZM257 191V190H256ZM255 191V192H256ZM112 192H115V191H112ZM247 192V194L249 195V193ZM68 193H70V192H68ZM83 193V192H82ZM81 193V194H82ZM109 193V192H108ZM107 193V194H108ZM111 193V192H110ZM118 193H119V191H118ZM117 193V194H118ZM132 193V192H131ZM134 193V192H133ZM138 194H142V193H139V192H137ZM147 193V192H146ZM218 193V192H217ZM221 193V192H220ZM240 193V192H239ZM13 194V195H12ZM87 194V193H86ZM120 194V193H119ZM138 194H136L137 196H138ZM144 194L145 193H143V196H144ZM151 194V193H150ZM155 194H156V192H155ZM162 194V193H161ZM161 194L159 193V197H161ZM164 194V193H163ZM191 194V193H190ZM55 195V196H56ZM71 195V194H70ZM114 195H115V193H114ZM121 195H122V193H121ZM120 195V196H121ZM132 195V194H131ZM146 195V197L148 196V194H145ZM157 195V194H156ZM215 195H218V194H215ZM258 195H260V194H258ZM77 196V195H76ZM83 196V197H84ZM104 196V195H103ZM151 196V198H152V195H150ZM153 196H155L154 194H153ZM162 196H164V195H162ZM165 196H166V194H165ZM252 196V195H251ZM250 195H249V197H251ZM253 196H254V194H253ZM255 196H256V194H255ZM254 196V197H255ZM142 197V196H141ZM145 197V196H144ZM149 197V196H148ZM157 197V196H156ZM155 197V198H156ZM247 197V196H246ZM245 197V198H246ZM57 198H59V196L57 197ZM68 198H69V196H68ZM100 198V197H99ZM104 198V197H103ZM122 198L123 197H121V198H119V199H121L122 200ZM205 198V197H204ZM216 198H218V197H216ZM221 198H223V197H221ZM225 198V197H224ZM223 198V199H224ZM71 199V198H70ZM80 199V198H79ZM101 199V198H100ZM99 199V200H100ZM118 198H116V200H115V198H114V201H113V199H110V200H112V202H109V200H108V202L107 203H104L103 202V204L102 205H104L105 206V208L104 207H100L101 209H102V211H107V210H109V209H111L112 207L113 208H116V216H118V215H121V213H124V214H126V216H125V218L127 217V216H129V215H132L133 216V214H130L131 213V211L133 210V208L129 205V204H126V203H121V200H119ZM129 200H130V198H128ZM147 199V198H146ZM149 199V198H148ZM158 199V198H157ZM161 199V198H160ZM163 199V198H162ZM223 199H222V201H223ZM226 199H227V197H226ZM226 199H225V201H224V203L226 202ZM248 199V198H247ZM252 199V198H251ZM257 199V198H256ZM16 200V201H15ZM33 200V201H34ZM49 200H50V198H49ZM136 200V199H135ZM193 200V199H192ZM218 200V199H217ZM228 200V199H227ZM248 200H250V198L248 199ZM78 201V200H77ZM84 201V200H83ZM88 201V200H87ZM105 201H107V200H105ZM116 201V202H115ZM155 201V200H154ZM208 201V200H207ZM221 201V202H222ZM100 202V201H99ZM201 202V201H200ZM231 202V201H230ZM14 203L16 204V206L14 205ZM81 203H82V201H81ZM102 203V202H101ZM203 203V202H202ZM227 203V202H226ZM44 204V205H45ZM172 204V203H171ZM174 204V203H173ZM217 204V203H216ZM39 205H40V203H39ZM39 205H38V207H39ZM44 205H42V206H44ZM123 206V207H122ZM159 206V205H158ZM174 206H175V204H174ZM181 206H183L182 204H181ZM229 206V205H228ZM32 207H33V209H32ZM153 207V206H152ZM169 207V206H168ZM180 207V206H179ZM178 207V208H179ZM195 207V206H194ZM193 207V208H194ZM204 207V206H203ZM211 207V206H210ZM218 207V206H217ZM165 208H166V206H165ZM175 208V207H174ZM177 208V207H176ZM183 208V207H182ZM196 208V207H195ZM219 208H221V207H219ZM225 208V207H224ZM231 209H232V207H230ZM57 210V208L56 207H54L53 208V210L52 211H54V210ZM170 209H172V208H170ZM226 209V208H225ZM228 209H229V207H228ZM174 210V209H173ZM178 210V209H177ZM176 209H175V211H177ZM218 210V209H217ZM223 210V209H222ZM222 210H221V212H222ZM234 210V209H233ZM14 211V210H13ZM42 211H44V210H42ZM184 211V210H183ZM186 211V210H185ZM207 211H209L208 209L206 210V212ZM3 213H5L4 211H2ZM56 212V211H55ZM55 212H52V213H46L45 211H44V220L46 221V222H43V225H44V229H45V232H44V229H39V228H35L34 229V232H32V235L28 238V236H27V239H26V232L24 231V228L22 229V231H23V238H22V240H23V242H22V244L24 243V244H26L27 246H26V249L24 248V247H22V245H20V250H16V246H15V242H16V240L13 238V235H11V233L13 234V232H11L10 234L9 233H7L6 231H7V227L5 226V225H3L2 226V228L0 227V229H2V231H3V235L0 233V264H56L54 261H52V255L50 254V251H49V244H52V240L50 239V238H52V236H54V238H55V242L54 243H56L55 245H57V244H59L60 242H61V238H59V236L58 235H56V233L60 230L58 227L56 228V227H54L55 229L53 230V232H51L50 230H52V229H50L49 231H46V227H48L50 224H53L55 221H56V219L58 218H60L59 216H61L60 214H59V216H57V215H55L56 213ZM64 212V211H63ZM68 212H70V211H68ZM196 212V211H195ZM206 212H204L203 211V213H206ZM211 212V211H210ZM212 212H214V211H212ZM215 212H217V211H215ZM220 212V211H219ZM219 212H217V213H219ZM229 212V211H228ZM237 212V211H236ZM239 212V211H238ZM104 212H102V214H103ZM171 213H173V212H171ZM184 213V212H183ZM187 213V212H186ZM209 213V212H208ZM208 213L206 214L207 216H208ZM227 213V212H226ZM225 213V214H226ZM231 213V212H230ZM18 214V213H17ZM20 214H18V215H20ZM57 214H58V211H57ZM64 214V213H63ZM66 214V213H65ZM114 214V213H113ZM124 214H123V216H124ZM156 214V213H155ZM176 214V212H174V215ZM177 214H178V212H177ZM211 214V213H210ZM213 214V213H212ZM211 214V215H212ZM233 214V213H232ZM26 215H28V214H26ZM109 215H112L111 213H109ZM160 214H158V217H160V219H162L161 217H163V216H159ZM172 215V214H171ZM179 215H180V212H179ZM183 215V214H182ZM205 215V214H204ZM217 215V214H216ZM224 215V214H223ZM223 215H221V216H223ZM226 215H231V214H226ZM91 216V215H90ZM115 216V217H116ZM151 216H153L152 214H151ZM155 216V215H154ZM175 216H177V215H175ZM184 216H185V214H184ZM194 216V215H193ZM241 216V215H240ZM78 217V216H77ZM122 217V216H121ZM130 217V216H129ZM136 217V215H134V218ZM179 217H181V216H179ZM205 217V216H204ZM212 217V216H211ZM218 217H220V216H218ZM224 217L225 216H223V219H224ZM228 217V216H227ZM239 217V216H238ZM242 217V216H241ZM128 218V217H127ZM153 218V217H152ZM184 218V217H183ZM186 218V217H185ZM190 218V217H189ZM193 218V217H192ZM208 218V217H207ZM209 218H210V216H209ZM233 218H235V216L233 217ZM19 219V218H18ZM17 219V222L19 221ZM49 219H51L50 220V222H49ZM123 219H124V217H123ZM137 219V218H136ZM154 219V218H153ZM156 219V218H155ZM170 219V218H169ZM180 219V218H179ZM186 219H188V218H186ZM210 219H212V218H210ZM209 219V220H210ZM214 219V218H213ZM216 219V218H215ZM222 219V218H221ZM232 219V218H231ZM236 219H239V218H236ZM235 219V220H236ZM165 220V219H164ZM172 220V219H171ZM190 220V219H189ZM216 220H218V218L216 219ZM229 220V219H228ZM66 221V220H65ZM141 221V220H140ZM154 221V220H153ZM157 221V220H156ZM159 221V220H158ZM191 221V220H190ZM218 221H220V220H218ZM226 221V220H225ZM230 221V220H229ZM232 221V220H231ZM245 221V220H244ZM130 222V221H129ZM160 222V221H159ZM175 222V221H174ZM187 222V221H186ZM209 222V221H208ZM212 222H213V220H212ZM217 222V221H216ZM228 222V221H227ZM133 223H136V222H134L133 221ZM157 223V222H156ZM169 223V222H168ZM173 223V222H172ZM177 223V222H176ZM175 223V224H176ZM183 223H184V221H183ZM222 223H224V222H222ZM221 223V224H222ZM229 223L230 222H228V224L227 225H229ZM2 224V223H1ZM1 224H0V226H1ZM20 224H21V222H20ZM20 224H19V226H20ZM131 224L132 223H130V227H131ZM138 224V223H137ZM142 224V223H141ZM144 224V223H143ZM155 224V223H154ZM165 224V223H164ZM170 224V223H169ZM178 224V223H177ZM195 224V223H194ZM218 224V223H217ZM219 224H220V222H219ZM230 224H232L231 225V229H234L235 230V233L236 234H241V235H243L244 237H243V239H244V246L245 247H243V248H240V245H238V244H233L232 242L229 244V245H227V243L226 244H223L222 242H220V244H223L224 245V247H226V248H231V250L235 253V256L238 258V259H244V260H246L248 263H252L253 262V264L255 263L256 264V262H257V264H264V230H263V227H262V225L261 226H259L257 223H255V226L253 225V226H249V225H247L246 223H244V222H240V220H236L235 222H233V223H230ZM61 225H62V223H61ZM61 225L59 226L60 228H61ZM65 225V224H64ZM135 225V224H134ZM133 225V226H134ZM145 225V224H144ZM148 225H150V224H148ZM156 225V224H155ZM155 225H153V226H155ZM158 225V224H157ZM156 225V226H157ZM160 225V224H159ZM214 225H215V223H214ZM56 226H57V223H56ZM63 226V225H62ZM69 226V225H68ZM123 226H126L125 224L123 225ZM128 226V225H127ZM137 226H140V225H137ZM162 226V225H161ZM171 226V225H170ZM191 226V225H190ZM205 226V225H204ZM220 226V225H219ZM226 225H224V227H225ZM35 227H37V226H35ZM82 227V226H81ZM172 227V226H171ZM195 227V226H194ZM215 227H218V226H215ZM221 227V226H220ZM219 227V228H220ZM223 227V226H222ZM224 227L222 228V230H226L227 231V233H228V228L227 229H224ZM19 229L20 228H22L21 226L20 227H18ZM49 228H51V227H49ZM116 228H118V227H116ZM115 228V229H116ZM120 228V230H118L117 232L115 231V233H113L112 231V233L113 234H111V235H109V236H106L105 238H103L101 241H99V242H96L93 246L91 245L90 246V248L89 249H87L86 248V250H84V252L85 253H83L79 258L77 257V259L73 262V264H83L84 263V261L85 260H87L90 256H92L93 254H95L96 252H99V250H102L103 248H105V247H107L108 245H110V244H113V243H117L118 241H120V240H123L124 238H126V237H129V236H136V235H139V234H145V235H151V233H152V240H151V247H152V249H156V250H160V249H163V250H166V251H168V252H170L171 254H174L173 252H174V247L172 246V245H170V243H168V242H163V241H161V239H160V237L156 234V232L154 233V231L152 232L151 231V228H149V226L148 227H133V228H129V226H128V228H121V227H119ZM118 228V229H119ZM159 228H162V227H159ZM168 228V227H167ZM214 228V227H213ZM218 228V230L220 231V229ZM226 228V227H225ZM230 228V227H229ZM78 229H80V227L78 228ZM114 229V230H115ZM154 229V228H153ZM179 229V228H178ZM200 229V228H199ZM13 230V229H12ZM41 230H43V231H41ZM113 230V231H114ZM117 230V229H116ZM163 230V229H162ZM194 230V229H193ZM192 230V231H193ZM213 230H215V228L213 229ZM56 231V232H55ZM61 231V230H60ZM63 231H64V227H63ZM62 231V232H63ZM196 231H197V229H196ZM61 232V233H62ZM110 231L108 232L109 234L111 233ZM160 232V231H159ZM161 232H164V231H161ZM173 232H174V230H173ZM203 232V231H202ZM225 232V231H224ZM194 233H196V232H194L193 231V234ZM227 233H225V234H227ZM67 234V233H66ZM159 234V233H158ZM169 234V233H168ZM177 234V233H176ZM183 234H185V233H183ZM189 234V233H188ZM200 234H203V233H199V236H200ZM217 234H219V236H221V234H220V232L219 233H217ZM6 235H8L9 236V239H8V237L6 236ZM69 235V234H68ZM164 236H165V234H163ZM174 235V234H173ZM187 235V234H186ZM185 235V236H186ZM195 235V234H194ZM196 235H198V233L196 234ZM195 235V236H196ZM214 235V234H213ZM64 236V235H63ZM102 236H104V235H102ZM162 236V235H161ZM180 236V235H179ZM204 236V235H203ZM202 235H201V237H203ZM65 237H66V235H65ZM64 237V238H65ZM167 237V236H166ZM190 237V236H189ZM187 238V239H189V240H191V238ZM101 238V237H100ZM170 238V237H169ZM168 238V239H169ZM193 238V237H192ZM203 238H205V237H203ZM202 238V240H204ZM225 238V237H224ZM63 239V238H62ZM66 239V238H65ZM98 239V238H97ZM96 239V240H97ZM163 239H166L165 237H163ZM181 239H183L182 238V235H181ZM186 239V240H187ZM201 239V238H200ZM199 239V241H198V243H201L202 241ZM226 239V238H225ZM51 240V241H50ZM170 240V239H169ZM175 240V239H174ZM178 240V239H177ZM185 240V241H186ZM196 240V239H195ZM207 240V239H206ZM65 241V240H64ZM172 241H173V239H172ZM179 241V240H178ZM201 241V242H200ZM94 242V241H93ZM180 242V241H179ZM197 242V241H196ZM203 242H207V243H204V244H206L207 246V250L209 251V255L211 256H213V254H215V251H217L218 250V247H214V246H217V245H215L214 243H216V241L215 240H210V239H208L207 241H203ZM218 242V243H219ZM225 242H227V241H225ZM66 243V242H65ZM173 243V242H172ZM175 243H176V241H175ZM185 243V242H184ZM191 243H193V240L191 241ZM180 244V243H179ZM186 244H188V243H186ZM201 244H203V243H201ZM203 244V245H204ZM54 245V246H55ZM23 246H25V245H23ZM181 246V245H180ZM193 246L194 245H192L191 247H192V250H193ZM57 247V246H56ZM68 247V246H67ZM70 247V246H69ZM68 247V248H69ZM88 247V246H87ZM188 247H190V246H188ZM195 247V246H194ZM199 247H201V246H199ZM202 247H205V246H202ZM65 248V247H64ZM64 248H63V250H64ZM178 248V247H177ZM65 249H67V248H65ZM69 250H71V249H69ZM82 250V251H83ZM215 250V251H214ZM66 251V250H65ZM186 251H188L189 252V250H186ZM244 251H245V253L247 254V256L249 257V256H251L249 259H248V257L247 256H244V257H242L241 258V256L244 254ZM72 252V251H71ZM77 252V251H76ZM195 252V249L193 250V253ZM232 252V254H234ZM63 253V252H62ZM68 253V252H67ZM79 253V252H78ZM76 255H77V253H75ZM81 254V253H80ZM238 254H240V255H238ZM58 255V254H57ZM63 255V254H62ZM69 255V254H68ZM76 255H74V253H73V256H76ZM174 255H176V254H174ZM174 255H172V256H174ZM181 255V254H180ZM184 255V254H183ZM78 256H79V254H78ZM178 256V255H177ZM185 256V255H184ZM215 256V255H214ZM59 257H60V255H59ZM187 257V256H186ZM173 258V257H172ZM177 258V257H176ZM192 258V257H191ZM69 259H71V258H69ZM73 259V258H72ZM71 259V260H72ZM224 259V258H223ZM225 259H227V258H225ZM232 259V258H231ZM234 259V258H233ZM174 260V259H173ZM184 260V259H183ZM204 260V259H203ZM235 260V259H234ZM59 261V260H58ZM63 261V262H62ZM62 263H64V260L62 259ZM177 261H178V259H177ZM177 261H176V259L173 261V262H175L176 264H178L177 263ZM182 261V260H181ZM205 261V260H204ZM208 261V260H207ZM233 261V260H232ZM68 262V261H67ZM214 262H215V260H214ZM234 262V261H233ZM62 263H59V264H62ZM204 263V262H203ZM210 263V262H209ZM218 263H220V261L218 262ZM224 263V262H223ZM235 263V262H234ZM68 264H70V263H68ZM204 264H206V263H204ZM212 264V263H211ZM215 264V263H214ZM221 264V263H220ZM238 264V263H237Z\"/></svg>","mask_w":264,"mask_h":264}]
</instances>
